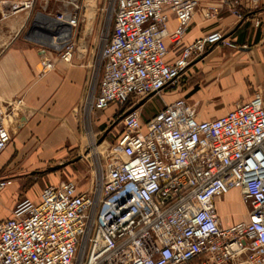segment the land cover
Wrapping results in <instances>:
<instances>
[{
    "label": "built area",
    "instance_id": "2783aa9c",
    "mask_svg": "<svg viewBox=\"0 0 264 264\" xmlns=\"http://www.w3.org/2000/svg\"><path fill=\"white\" fill-rule=\"evenodd\" d=\"M55 33L41 46L42 71L71 65L83 0H60ZM23 0L14 10L31 9ZM199 0H115L112 31L99 49L84 112L176 87L187 67L224 42L213 31L167 63L165 40L182 43ZM169 15L177 26L169 31ZM55 51V53H54ZM22 97L0 108V153L20 124ZM115 152L89 189L71 180L22 198L0 222V264H264V97L255 93L201 119L179 97L143 120L120 115ZM92 146L91 144H89ZM11 183L0 178V191ZM237 188L245 220L223 227L214 202Z\"/></svg>",
    "mask_w": 264,
    "mask_h": 264
},
{
    "label": "crops",
    "instance_id": "0c3cea01",
    "mask_svg": "<svg viewBox=\"0 0 264 264\" xmlns=\"http://www.w3.org/2000/svg\"><path fill=\"white\" fill-rule=\"evenodd\" d=\"M22 1L0 0V108L16 97L23 99L19 109L21 122L0 153V178L11 180L0 191V222L11 217L19 200L25 197L36 200L46 185L58 183L43 187L37 184V189L34 185L27 186L25 171L38 157L47 161L81 148L83 138L85 146L91 144L93 133L99 132L98 127L119 110V106H108L100 112L95 126L87 130L84 100L90 75L95 71L97 76L93 79L97 80L102 71V65H98L102 31L99 23L94 20L80 22L73 30L76 50L72 64L55 58L54 67L43 72L39 50L49 44L55 33L54 16L60 10V0H34L31 9L14 11ZM176 26L177 20L169 15L168 30L173 31ZM111 31L112 26L106 37ZM213 31H221L227 37L235 35L234 39L240 41L238 47L247 43V39L252 46L246 50H231L220 45L208 48L187 67L183 73L185 79L175 89V96L184 98L191 74L197 90L190 98L217 100L225 106L223 114L236 103L250 100L257 91L264 95V0H199L181 45L174 46L169 39L165 40V61L172 62L183 46ZM26 153L30 156L22 160L21 155ZM230 194L240 197L238 189L232 188L214 202L215 213L223 227L247 217V207L241 198L244 211L236 218L225 213L223 200Z\"/></svg>",
    "mask_w": 264,
    "mask_h": 264
},
{
    "label": "rangeland",
    "instance_id": "374dc122",
    "mask_svg": "<svg viewBox=\"0 0 264 264\" xmlns=\"http://www.w3.org/2000/svg\"><path fill=\"white\" fill-rule=\"evenodd\" d=\"M58 4H60V2H58ZM114 7L115 0H83V8L80 13L79 24L80 22H86L87 20L98 22L102 28L100 33L101 41L99 43L103 42L111 30ZM234 36L235 35L227 37L224 35V42L216 46L220 45L231 50L239 48L246 50L252 46L250 44V39H247V43L242 44V47H238L240 41L239 39H234ZM243 38H246V36L243 35ZM98 65H101L99 55ZM184 75L185 74H182L178 78L174 89L170 87L158 94H150L144 97H131L130 102L118 107L119 110L117 115L119 113L121 115L124 110H138L142 117L151 116L156 110L162 108L166 102L181 97V95L175 96V89L181 86V81L185 79ZM95 76L97 75L94 71V77ZM192 80L191 74H189V79L187 81L188 86L184 98H187L188 102L196 108L200 117H214L220 115L222 111L225 110V106L219 101L207 99L205 97L199 99L193 97L190 98L193 92H196L197 90L196 86L192 83ZM256 93L262 95L259 91ZM1 109L3 110V108ZM103 110H94L92 113L89 111L87 123L88 131L95 126L96 120L99 117L100 112ZM117 115L115 114L114 117L103 122V124L98 127L99 132L93 133L91 137L92 146L89 144L85 146V139L83 138L81 148L79 146L76 150L53 156L47 161H45L43 157H38L37 162L25 171L27 186L31 188V186L34 185L35 187L33 188L37 189V184L43 187L45 184L57 183L62 180H71L74 181L79 188L89 189L95 175L97 176L100 174L105 160L115 152V139L123 126L120 115ZM28 156L30 155L27 153L22 154L21 159H28ZM36 189H34L33 192ZM223 202L225 213H228L231 218H236L240 212L245 210L243 204L240 202V197L235 194H230L227 198L224 197Z\"/></svg>",
    "mask_w": 264,
    "mask_h": 264
},
{
    "label": "bare ground",
    "instance_id": "6f19581e",
    "mask_svg": "<svg viewBox=\"0 0 264 264\" xmlns=\"http://www.w3.org/2000/svg\"><path fill=\"white\" fill-rule=\"evenodd\" d=\"M92 13V12H91ZM7 15V14H6Z\"/></svg>",
    "mask_w": 264,
    "mask_h": 264
}]
</instances>
